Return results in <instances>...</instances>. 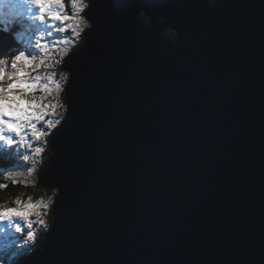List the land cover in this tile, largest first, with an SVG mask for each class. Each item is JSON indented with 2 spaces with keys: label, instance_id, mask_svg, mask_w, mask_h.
Here are the masks:
<instances>
[{
  "label": "water",
  "instance_id": "1",
  "mask_svg": "<svg viewBox=\"0 0 264 264\" xmlns=\"http://www.w3.org/2000/svg\"><path fill=\"white\" fill-rule=\"evenodd\" d=\"M86 15L72 111L37 175L52 222L20 264H264V0Z\"/></svg>",
  "mask_w": 264,
  "mask_h": 264
},
{
  "label": "clouds",
  "instance_id": "2",
  "mask_svg": "<svg viewBox=\"0 0 264 264\" xmlns=\"http://www.w3.org/2000/svg\"><path fill=\"white\" fill-rule=\"evenodd\" d=\"M217 2L218 0H207V5L211 7ZM93 3L94 0H67V2L66 0H0V32L11 34L20 45L22 42L28 44V37H31L30 45L35 50L31 57L25 54L23 47L19 52L14 47L0 54V116L7 115L16 121L12 123L11 120L0 119V123L6 124L8 129L19 132L30 119H43L41 114L45 113L49 106L43 101L50 95L51 90L48 84L52 83V76L56 74V70L52 67L53 61L56 64L62 63L72 47L77 43H84L83 33L93 28V20L86 15L90 12ZM139 18L150 26V16L143 8L139 10ZM45 26L51 28V31L45 33L42 30ZM165 27L164 33L167 35L170 31L176 36L179 35L176 29L167 30V26ZM66 29L71 32V37H75V40L63 35ZM57 31L62 34L60 39L55 38L51 42L41 43L42 39L46 36L52 37L53 32ZM56 55L59 57L58 60ZM69 76L70 71L59 72L62 83L66 84ZM43 81H48V83H43ZM65 111L66 107L62 105L60 114L63 115ZM45 124L55 128L59 121L48 120ZM32 128L35 130V125H32ZM36 151L38 150H33V152ZM22 159L25 162H31L32 167L28 168L27 173L29 176L32 175L39 162L38 159L27 153ZM42 202H45L43 198L36 204L39 205ZM32 207L31 197L28 203L17 209H8L0 205V220L12 214L26 215ZM37 219L40 221L37 227L34 228L32 224H28L30 231L24 234L23 239L16 244V248L27 247L28 254L35 250L29 246H38L37 237L41 224H43L44 231L49 228V224L40 218L39 213H37ZM40 250L43 252L44 248L41 247ZM17 255L18 253L14 252L9 254L8 250L0 252V264H11Z\"/></svg>",
  "mask_w": 264,
  "mask_h": 264
},
{
  "label": "snow or ice",
  "instance_id": "3",
  "mask_svg": "<svg viewBox=\"0 0 264 264\" xmlns=\"http://www.w3.org/2000/svg\"><path fill=\"white\" fill-rule=\"evenodd\" d=\"M65 23H68V21H65ZM91 29L88 30V39L86 43L83 46H77L79 44L77 43L74 47H72L71 52L66 56L68 62L65 63L64 66L68 67L71 71V76L67 78V83H66L69 89L73 87V81L75 78V73L73 72L72 67H71L72 61L73 59H79L82 55L81 50H86L88 48L89 31ZM37 30L39 31L41 29H37ZM42 30L45 33H47L51 31V28L45 26L43 27ZM67 32L69 31L66 29L64 33H67ZM56 33H57V40H58L61 38V35H60L61 33L59 31H57ZM33 35H35V33H33ZM69 37L72 40H75V37H71V36ZM28 40H29V43L23 44L22 42L21 47L24 48L25 54L28 57H31L33 54V51L35 50L32 49L30 45L31 37H28ZM44 40L45 38L41 40L42 44L45 43V42H42ZM21 47L16 48V51L19 52L21 50ZM49 48H51V44H49ZM64 59L65 57L63 58V61ZM52 67H55V64H52ZM43 83H48V81H43ZM64 85L65 83H62L60 81V77L57 76V73L52 76V83L48 84V87L51 90L50 95H48L43 101V103H47L49 106L45 110V113L41 114L43 116L42 120L39 118L30 119L27 123H25L24 127L19 130V132H17L16 130H10L7 128L6 124L0 123V149H7L11 151L13 147H15L17 156H19L21 150L28 149L29 155H34L37 159H39L42 156V153L45 151V148L43 146H40L38 142H41L42 144L46 145L47 144L46 138L50 135L52 129L57 128V126L55 128H51L49 125L45 124V121H48V120L59 121L58 125L60 126V128L56 132L53 138V142H52V146L56 149V154L53 156V158L51 159V161L49 162L47 166V168L50 167L52 160L58 155V151H57V147L55 143V137L59 133L60 129L63 127L64 123L66 122L67 118L70 116V113L72 111V107L66 108L65 113H67V118H65L64 115H61L60 112L58 111V109H60V107L63 105L62 102L59 100V95L61 92H63ZM53 93H55L56 95L52 97V99H49V97H51ZM70 103H72V101H70ZM53 105H55V108H53ZM37 111L39 110L37 109ZM50 117H56V118L52 119ZM0 119H2L3 121L11 120L12 123L16 122L14 118H10L7 115L0 116ZM61 121H63V124H61ZM32 125H35V130H33ZM34 149L38 151L33 152ZM2 187H4V185H0V188ZM16 204L19 206H23L26 203H22L21 201H16ZM32 204H33V207L27 211L26 215L12 214V215L5 217L3 220H0V224L4 225V228L0 229V232H3L5 229L10 228L14 230L15 234L28 233L30 229L28 228L27 225L32 224V227H33V220H32L33 215H35L36 217V222L39 223L40 221L37 219V213H39L40 216H41V213L38 211V209L41 207H43L44 209H48L50 206L49 203L47 202L46 203L42 202L39 205H37L36 203H32ZM17 208L18 207H11L8 209H17ZM54 225L55 223L51 225V229L53 228ZM40 230L44 231L43 224H41ZM11 239L14 241L12 243L11 250L15 249L17 252L24 250V248H16V244L21 240V235H18V236L13 235Z\"/></svg>",
  "mask_w": 264,
  "mask_h": 264
},
{
  "label": "rangeland",
  "instance_id": "4",
  "mask_svg": "<svg viewBox=\"0 0 264 264\" xmlns=\"http://www.w3.org/2000/svg\"><path fill=\"white\" fill-rule=\"evenodd\" d=\"M66 2H67V0H66ZM57 25H59V22H57ZM164 29H166V28H164ZM167 30H168V28H167ZM60 35H62V34H60ZM63 35L64 36H71V32L69 31L67 33H64ZM83 36H84V33H83ZM55 38H57V33L53 32V36L52 37H45V40L42 41V42H51ZM0 39L2 40V41L0 40L1 41L0 42V46H1L0 47V51L2 50L1 54L2 53H6V52L9 51V49L14 48L13 46L10 45V42L7 41L5 38H2L0 36ZM19 47H21L20 44L19 45L17 44V46H15V48H19ZM4 48H7V50H5ZM54 55H55V53H54ZM56 59L57 60L59 59L58 55H56ZM53 64H55L54 69L56 70L57 76H59V72L60 71H65L64 68L61 67L63 62L60 63V64H56V62L53 61ZM65 87H66V84L64 85V89H65ZM62 93H64V90H63V92L60 93L59 100L67 108L66 96H65V99H64ZM37 95H40V93H37ZM55 95L56 94L53 93L52 96L49 97V99H52V97H54ZM58 111H60V109H58ZM63 115L65 116L66 113L64 112ZM50 118L55 119L56 117H50ZM54 130L55 129H52L50 135L46 138L47 139V144L46 145L42 144L41 142H38V144H40V146H43L45 148V151L42 153V156L38 159L39 162L36 165V168H35L34 172L30 176L28 175L27 170H28V168L32 167V164H31V162H24L22 160V156L24 154H26V153L29 154V150L28 149L21 150L19 156H17V154H16L15 147H13V149L11 151L6 149L5 152L0 149V154H2L1 158H3L4 156H5L4 158H6V156L13 157V159H11V160H9L7 162L9 164L10 162L13 161L12 165L9 164L8 166H6V168H1L0 169V177H2L3 181H5L2 184V185H4L3 188H5L6 185L9 184L10 182L14 183V184L21 183V186H20L19 189H17L18 191L16 193H14V194H12V193H4V195H2V199H0V205L4 206L6 208L19 207V205L16 204L17 200L21 201L22 203H27L28 200H29V197H31L32 203H36L38 200L43 198V200L45 202L49 203L50 206H49L48 209H44L43 207H41V208L38 209V211L41 213L40 218L44 219L49 224V226H50L49 217H50V214L52 215V213H50V210H51L52 202H53V199H54V196H55L57 190L54 189V188H43V187L38 186L37 173H38V169L41 168L44 165L43 161H44V158H45V153H46L47 150H49L48 143H49V140H50V136L54 132ZM51 153H53V152H51ZM50 158H51V156H50ZM29 187H31V188H29ZM9 196H11V197H9ZM32 220H33V227L36 228L37 227V222H36L35 215H33ZM3 228H4V225L0 224V229H3ZM40 229H41V227H40ZM45 232L46 231L39 230V234L42 235V237H43ZM24 234H26V233H23L22 235L21 234H15L14 230H12L10 228L9 229H5L3 232H0V252L8 250L9 254H11L13 252L14 253H18L16 258L12 260L11 264L12 263L15 264V262H16L15 260L21 254L28 253V248L27 247H25L24 250L19 251V252H17L15 249L11 250L12 243L14 242L11 239V237L13 235H16V236L21 235V240H22ZM38 237H39V235H38ZM29 247H34V246H29Z\"/></svg>",
  "mask_w": 264,
  "mask_h": 264
},
{
  "label": "trees",
  "instance_id": "5",
  "mask_svg": "<svg viewBox=\"0 0 264 264\" xmlns=\"http://www.w3.org/2000/svg\"><path fill=\"white\" fill-rule=\"evenodd\" d=\"M168 35L169 36H171V37H173L174 36V34H173V32H169L168 33ZM82 45H84V43H82V44H78L77 46H82ZM63 94V97H64V99H65V94L64 93H62ZM7 154V153H6ZM53 155V153H51V150L49 149V150H47L46 151V153H45V158H44V161H43V163H44V165H46L47 163H48V161H49V159H50V156H52ZM1 156H2V154H0V169L1 168H6V166H8L9 164L10 165H12V162H10L9 164L7 163L9 160H11V159H13V157H11V156H6L7 157V159L6 158H1ZM44 165L42 166V168L44 167ZM41 168H39L38 169V173H37V175L39 174V170H40ZM5 181H3V178L2 177H0V185H2L3 183H4ZM20 186H21V183H19V184H14V183H9V184H7L6 185V187L5 188H0V199H2V195H4V193H12V194H14V193H16L18 190L17 189H19L20 188ZM38 186H40V185H38ZM40 187H42V186H40ZM29 188H31V187H29ZM55 189V188H54ZM9 197H11V196H9ZM50 213H51V210H50ZM52 222V215L50 214V217H49V223H51ZM22 235V234H21ZM43 240V237H42V235H40L39 234V237L37 238V245H39V244H41L40 242ZM38 246H34L33 248L34 249H36ZM28 255V253H23V254H21L14 262H15V264H19L20 262H22V260H23V258L24 257H26ZM13 264V263H12Z\"/></svg>",
  "mask_w": 264,
  "mask_h": 264
},
{
  "label": "bare ground",
  "instance_id": "6",
  "mask_svg": "<svg viewBox=\"0 0 264 264\" xmlns=\"http://www.w3.org/2000/svg\"><path fill=\"white\" fill-rule=\"evenodd\" d=\"M64 90H65V89H64ZM64 94H65V93H64ZM49 149H50V148H49ZM1 150L4 151V152L6 151V149H1ZM50 150H51V149H50ZM49 227H50V226H49ZM48 229H49V228H48ZM47 231H48V230H47ZM47 231H46V232H47ZM46 232H45L44 235H43V239H44V236H45ZM19 264H20V263H19Z\"/></svg>",
  "mask_w": 264,
  "mask_h": 264
}]
</instances>
